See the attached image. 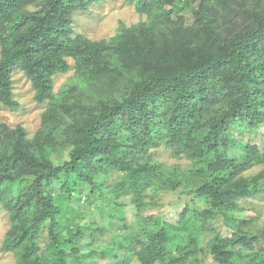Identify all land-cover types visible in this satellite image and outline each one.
Masks as SVG:
<instances>
[{
  "label": "trees",
  "instance_id": "obj_1",
  "mask_svg": "<svg viewBox=\"0 0 264 264\" xmlns=\"http://www.w3.org/2000/svg\"><path fill=\"white\" fill-rule=\"evenodd\" d=\"M97 1L0 0V110L18 103V69L48 102L33 137L0 121V202L12 222L3 249L17 264H95L97 255L264 264V227L239 203L264 194V167L245 174L264 164L254 123L264 112V0H127L146 19L92 40L74 31L73 14ZM179 26L200 35L174 38ZM70 58L74 74L56 92ZM77 112L82 123L67 125ZM162 145L191 164L158 161L152 149ZM145 170L141 203L119 202L116 186ZM168 191L192 198L165 210L157 198ZM83 199L130 230L82 244L99 232L81 223Z\"/></svg>",
  "mask_w": 264,
  "mask_h": 264
},
{
  "label": "rangeland",
  "instance_id": "obj_2",
  "mask_svg": "<svg viewBox=\"0 0 264 264\" xmlns=\"http://www.w3.org/2000/svg\"><path fill=\"white\" fill-rule=\"evenodd\" d=\"M146 19L145 14H140L133 3L127 0H98L90 5L88 11H76L73 14V28L76 33L83 34L92 40L108 39L116 35L121 22L127 25L138 23L141 20ZM174 38H179L183 35H189L191 37H198L200 31L197 29H191L186 31L184 27L179 26L173 32ZM0 57H1V44H0ZM71 67L69 71L65 73H59L53 77L54 90L57 92L61 86L67 81L69 77L74 74L75 67L73 59H69ZM13 79V92L14 98L18 102L14 107L2 106L0 110V121L9 125L10 127H16L18 125L23 126L28 137H33L34 134L41 127L42 114L47 108V101L40 103L35 99V88L31 80L25 75V73L18 69L12 74ZM67 125L82 123V112L69 114L64 118ZM255 124H260V130L255 138V142L260 147H264V112L261 113L256 119ZM154 158L158 161L164 162L167 165L177 164L181 167H186L191 164V160L187 157L176 158L172 155L170 149L164 145L152 149ZM264 167L263 163L254 161L252 165L245 171V174H255ZM149 171L136 172L131 183L127 185H118L115 189V194L119 197V202L131 204L141 203V194L144 186L148 182ZM192 195L174 193L171 191L163 193L157 198L158 203L162 204L164 209L173 208V204L183 205L185 201H190ZM93 200V199H92ZM88 200L83 199L82 211V224H90L95 221L98 224L99 232L97 235H86L82 244H86L89 241L95 242V244H107L113 242V237L116 234H123L130 230L129 227L121 229V221L113 219L114 223H110V220L105 219L97 208V204L89 203ZM61 200H58V205ZM247 210V216L253 218L254 225L259 228L264 227V194L252 196L239 201ZM133 211L129 210L127 218L132 221ZM43 211H38L36 217L42 216ZM127 219V223H128ZM126 223V221H124ZM11 219L9 211L0 202V264H17L15 255L3 249V243L5 236L11 226ZM101 231V232H100ZM260 245H264V241ZM259 247V246H258ZM85 247L82 249L83 254ZM118 257H121L122 253H117ZM95 264H109L107 259L95 256L92 259ZM132 264H139L136 257L131 259ZM194 264H213V258L209 255H204L201 260L195 261Z\"/></svg>",
  "mask_w": 264,
  "mask_h": 264
}]
</instances>
